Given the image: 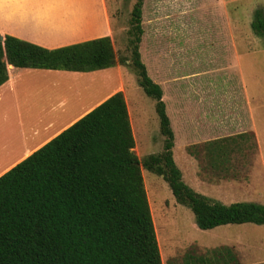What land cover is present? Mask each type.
Here are the masks:
<instances>
[{"label": "trees", "instance_id": "obj_1", "mask_svg": "<svg viewBox=\"0 0 264 264\" xmlns=\"http://www.w3.org/2000/svg\"><path fill=\"white\" fill-rule=\"evenodd\" d=\"M143 3L137 0L132 10L131 63L139 85L156 100L163 151L139 158L124 92L109 96L0 176V264H163L143 167L164 175L177 203L192 209L200 229L264 224V204H227L184 180L174 158L175 133L163 88L141 58ZM252 27L264 35L263 9L255 10ZM3 37L0 86L9 79L10 65L88 72L118 62L110 36L57 48ZM226 138L206 144L213 163L224 143L238 137ZM232 256L231 247L221 246L206 255H188L182 264H233Z\"/></svg>", "mask_w": 264, "mask_h": 264}, {"label": "rangeland", "instance_id": "obj_2", "mask_svg": "<svg viewBox=\"0 0 264 264\" xmlns=\"http://www.w3.org/2000/svg\"><path fill=\"white\" fill-rule=\"evenodd\" d=\"M136 2L107 0L116 32L117 67H121V74L116 68L76 73L75 78L83 84L81 88L87 89L84 100L72 96V87L65 82L68 77L44 69L24 70L22 78L27 89L17 94L19 108L28 114V118L20 123L13 120L11 129L2 130L0 126V140L9 135L11 141H15L13 152L22 148L36 128L42 129L47 119H53L58 127L78 110L114 90L121 81V91L133 122L135 152L143 160L163 151L165 136L160 130L156 100L139 85L131 63L130 29ZM258 8L264 11V0H144L143 3L141 58L149 75L163 88L170 119L175 116V161L184 180L196 191L219 198L222 191L209 190L207 187L211 183L215 187L222 184L226 192L236 194L231 199H224L227 204L236 201L264 204V35L257 34L252 27ZM177 71L179 74L194 73L196 77L192 81L200 90L210 85L212 93L221 91V101L225 94L228 115H232V105L242 100L246 90L247 99L257 114L260 150L253 134L235 135L238 137L235 141L224 143L218 164L210 161L203 143L189 144L180 140L182 136L177 123L180 121L178 116L183 113L171 99V75ZM54 78L64 81L57 84ZM32 91L34 96L30 95ZM8 159L9 156L0 162ZM210 165L220 168V174L211 175ZM143 175L163 264H182L188 255H206L221 246L231 247L235 255L231 243L239 235L259 247L252 253H244V257L247 255L245 263L264 264V224H226L200 229L192 209L177 203L164 175L144 167ZM237 184L246 185L248 189ZM236 186L240 188L234 190Z\"/></svg>", "mask_w": 264, "mask_h": 264}, {"label": "crops", "instance_id": "obj_3", "mask_svg": "<svg viewBox=\"0 0 264 264\" xmlns=\"http://www.w3.org/2000/svg\"><path fill=\"white\" fill-rule=\"evenodd\" d=\"M0 33L1 35L10 34L47 48H57L102 36H110L117 54L115 43L116 32L107 0H0ZM111 68H116L119 75L121 74V67H117V64ZM27 69L38 68H19L10 65L9 79L0 86V126L2 130L11 129L13 120L20 123L23 122L24 118H28V114H25L19 108L20 102L18 101L17 94L25 88V79L22 77L24 76V70ZM107 69L109 68L88 72L56 69L44 70H48L49 73H54V75L68 77L65 78V82L68 86L72 87V96H78L82 101L85 98V91L87 89L85 87L81 88L83 84L75 78L78 76L76 73H91ZM195 77L194 73L190 71L182 74H179L178 71L172 72L171 75V99L177 105L178 110L183 113H181L182 115L179 114L181 115L178 116L180 121L177 123L178 131L182 136L180 140L187 141L189 144L203 143L206 145L207 143L221 141L230 136L253 134L256 138L259 151L257 114L252 103L247 99L246 90L245 96L242 95V100L232 105V115H228L226 112L225 94L224 100L221 101V91L216 94L212 93L210 85L200 90L192 81ZM58 79L54 78L53 81L56 83L64 81ZM121 88L122 81L114 90L97 99V101L95 100L96 102L89 103L81 110L72 114L68 120L60 122L58 127H55L56 123L53 119H47L48 122L46 121L45 124H42L44 126L42 129L36 128L32 132V135H30V139L26 137L27 139L18 152L12 151V145L15 141L12 142L9 135L7 139H1L0 161L7 156L10 159L0 162V176L87 114L109 96L117 91H121ZM30 95L34 96L35 93L32 91ZM13 101L15 104L12 103ZM7 102L9 104H4ZM174 117H171L172 127L175 124ZM29 121L28 119L27 122ZM174 133L177 137L176 130H174ZM12 152L13 156H11ZM212 156L214 157L215 155L209 153V157ZM212 165L208 167L211 175L220 174V168L216 169ZM204 183L206 184V182ZM216 186L209 183L207 188L213 190V192L220 189L222 195L220 194L219 198H216L220 201L231 199L232 196L236 195L229 191L226 192V188L222 184ZM237 186H244L245 189H248L246 185L237 184ZM237 186L234 187V190L240 188ZM231 244L235 255L231 257L230 262L233 264H256L253 261L247 263L244 261V258L247 257V255L244 257L245 252L252 253V251L254 252L259 248L252 241H247L243 236L239 235L234 237Z\"/></svg>", "mask_w": 264, "mask_h": 264}, {"label": "water", "instance_id": "obj_4", "mask_svg": "<svg viewBox=\"0 0 264 264\" xmlns=\"http://www.w3.org/2000/svg\"><path fill=\"white\" fill-rule=\"evenodd\" d=\"M0 39H2V40L4 39L3 35H0Z\"/></svg>", "mask_w": 264, "mask_h": 264}]
</instances>
